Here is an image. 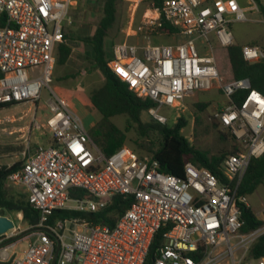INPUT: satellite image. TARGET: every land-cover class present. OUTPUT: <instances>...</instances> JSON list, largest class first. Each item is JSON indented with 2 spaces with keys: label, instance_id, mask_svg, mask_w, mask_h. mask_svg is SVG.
Segmentation results:
<instances>
[{
  "label": "built area",
  "instance_id": "1",
  "mask_svg": "<svg viewBox=\"0 0 264 264\" xmlns=\"http://www.w3.org/2000/svg\"><path fill=\"white\" fill-rule=\"evenodd\" d=\"M139 1L132 0L135 6ZM246 1L249 7L238 0H163L158 7L153 3L156 16L144 22L149 34L157 33L163 18L183 41L157 44L150 39L141 47L118 43L107 62L137 97L155 103L148 112L163 125L169 121L164 111H176L177 122L188 98L217 90L226 101L211 118L238 145L221 163L228 182L192 162L185 164L183 177L165 174L152 154L140 155L126 145L105 156L76 112L54 94L46 100L50 114L43 123L34 115L30 126L48 132L51 142L30 154L6 180V185L22 187L38 211L30 227L36 230L28 236V248L12 255L10 248L22 232L0 211L14 224L0 235V262L52 264L59 242L55 264H264V257L251 253L264 236V205L258 216L262 223L243 231L241 207H249L248 195L238 191L251 159L264 154V94L249 79L226 78L213 44L225 51L235 45L231 24L246 21L247 10H258L254 0ZM76 2L0 0L5 23L0 27V105L41 99ZM241 52L250 64L264 60L260 46L243 45ZM239 92L243 95L237 102ZM115 195L132 196L133 202L113 228L87 219L86 214L99 212ZM57 210L83 215L50 223ZM158 235L161 243L148 262Z\"/></svg>",
  "mask_w": 264,
  "mask_h": 264
},
{
  "label": "rangeland",
  "instance_id": "2",
  "mask_svg": "<svg viewBox=\"0 0 264 264\" xmlns=\"http://www.w3.org/2000/svg\"><path fill=\"white\" fill-rule=\"evenodd\" d=\"M76 4L69 12V22H67L65 35L80 34L87 35L93 32L103 16V2L96 0H76ZM211 0H208L210 2ZM243 7H249L246 0H238ZM264 5V0H261ZM153 3L151 0H140L135 6L132 0H120L117 4V19L114 27L110 30L109 36L105 39V47L108 54H113L115 45L122 42L143 46L147 40L152 43H176L183 41V37L165 36L161 34H149V26L144 25L145 17H155L152 12ZM247 10L246 21L231 24V31L235 45H257L264 49V12L259 10ZM131 27L132 30L131 31ZM75 48L70 61L65 65L56 66L52 73L49 86L42 89L41 99L33 103H26L11 106L0 110V166H11L16 162L23 161L39 147H45L51 142V135L46 131L33 130L31 122L33 116L43 123L50 114L46 107V100L56 94L65 102L72 100L71 109L80 117L85 129L89 132L97 121L98 113L88 106L90 91L104 82L101 71L94 66L90 60L92 52L90 47L79 42L68 40ZM214 44L215 56L219 67L226 78L232 77L229 59L224 49ZM141 55V53H140ZM72 67L83 71L81 76L76 78H65L76 71ZM70 67V68H69ZM77 71V72H78ZM226 99L217 90L198 92L195 96L188 98L185 102L186 108L181 112V117H185L188 125L182 130V134L196 148L210 152L211 155L219 152L232 151L231 141H225L222 134L230 135L229 131L222 129L212 120V113L220 107ZM208 106L200 110L196 104ZM176 111L166 110L163 114L168 115V126L173 127L176 122ZM143 122H150L152 119L148 111L141 114ZM112 121L120 128L128 126L125 115L116 116ZM138 136L134 128L128 132L126 146L135 149V142ZM11 147L10 150H5ZM139 154H145L140 153ZM7 189L11 193H24L20 186L7 184ZM248 204L256 217L261 216L264 205V184L248 196ZM11 219L15 225L20 227L21 232L30 228L23 220L22 213L16 211H1ZM20 232V233H21ZM25 235L19 239L17 244L10 248L13 254L21 253L28 248L30 238Z\"/></svg>",
  "mask_w": 264,
  "mask_h": 264
},
{
  "label": "trees",
  "instance_id": "3",
  "mask_svg": "<svg viewBox=\"0 0 264 264\" xmlns=\"http://www.w3.org/2000/svg\"><path fill=\"white\" fill-rule=\"evenodd\" d=\"M103 2V16L93 30L87 35L70 34L65 35L64 42L58 45L55 58V65L63 66L67 63L72 47L67 44L68 40L79 41L90 47L92 56L90 60L97 67L104 77V82L93 88L89 93V106L95 110L99 117L95 125L89 131L90 137L95 145L105 156H110L116 150L126 145L128 132L134 128L138 141L135 142V149L138 154L149 153L159 162V171L174 175L184 176V166L187 162H192L199 168L207 169L217 176L221 182H228L221 171L223 159L238 150V145L231 135L222 134L225 141H231L232 151L219 152L211 155L210 152L201 150L192 145L182 134V130L188 125L185 117H180L174 126L163 125L154 120L143 122L141 114L148 111L155 103L149 99L143 100L137 97L129 86L120 80L107 67V62L113 54H108L105 47V39L109 36L110 30L114 27L117 19V4L120 0H96ZM163 0H151L155 7L162 4ZM259 10L264 12V5L261 0H254ZM5 23L0 19V27ZM157 34L172 36L178 33V29L166 22L162 18V26L157 29ZM227 55L229 58L232 76L235 79H249L251 86L264 94V60L250 64L243 59L241 46L233 45L228 47ZM83 71H78L65 78H76L81 76ZM242 92L235 95V100L242 99ZM13 106L12 104H1L0 110ZM203 110L208 105L196 104ZM125 115L128 126L124 129L118 127L112 119L116 116ZM6 147L5 150H10ZM132 149V148H131ZM2 152V147H0ZM141 155V154H140ZM22 166L21 162H16L11 166H0V211H16L22 213L23 220L30 226H34L38 219V211L28 202L25 193H11L6 187L7 177L16 172ZM264 184V154L257 158H252L249 166L240 182L238 191L241 195H251L258 187ZM77 193L76 190L72 194ZM133 202L132 196L115 195L109 204L97 213H88L85 216L93 224H99L113 228L117 220L123 215ZM83 214L57 210L50 218V223L56 219H64L71 216H81ZM241 218L244 221L243 231H250L257 228L260 221L250 207H241ZM161 243L158 235L151 248L148 262L153 258L154 249ZM254 257H264V236H262L251 249Z\"/></svg>",
  "mask_w": 264,
  "mask_h": 264
},
{
  "label": "water",
  "instance_id": "4",
  "mask_svg": "<svg viewBox=\"0 0 264 264\" xmlns=\"http://www.w3.org/2000/svg\"><path fill=\"white\" fill-rule=\"evenodd\" d=\"M14 226L13 222L5 217V216H0V235L7 232L8 230L12 229ZM36 229L35 228H29L25 231H23L20 235H18L14 240L16 239H21L23 238L25 235L35 231ZM2 246V245H0ZM59 248H60V243L58 242L57 243V247H56V250H55V256H54V260L52 262V264H55V259L58 255V252H59ZM0 264H10V261H7V262H0Z\"/></svg>",
  "mask_w": 264,
  "mask_h": 264
},
{
  "label": "crops",
  "instance_id": "5",
  "mask_svg": "<svg viewBox=\"0 0 264 264\" xmlns=\"http://www.w3.org/2000/svg\"><path fill=\"white\" fill-rule=\"evenodd\" d=\"M67 44L70 45V46L72 47V53H73L74 50H75V48L73 47L74 44L71 43V42L69 43L68 41H67ZM90 52H91V51H90ZM72 53H71V55H70V57H69V59H68L69 61H70V58H71L72 55H73ZM65 66H70V65H69V63H68V65H65ZM69 68H70V67H69ZM72 69H73V70H72ZM71 70L77 72L79 69H76V68L72 67V65H71ZM71 99H72V98H71ZM71 99L68 100V102H66L69 106H72V105H73ZM89 104H90V103H88V106H87V107H90ZM72 110H73V109H72ZM96 122H97V121H96ZM96 122H95V123H96ZM94 125H95V124H94ZM22 190H23V189H22ZM23 192H24V190H23Z\"/></svg>",
  "mask_w": 264,
  "mask_h": 264
}]
</instances>
